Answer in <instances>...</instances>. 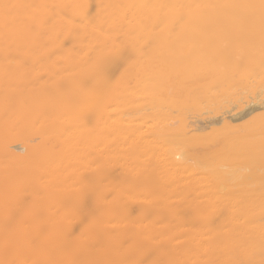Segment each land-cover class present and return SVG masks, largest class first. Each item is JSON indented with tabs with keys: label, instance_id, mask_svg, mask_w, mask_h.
<instances>
[{
	"label": "bare ground",
	"instance_id": "bare-ground-1",
	"mask_svg": "<svg viewBox=\"0 0 264 264\" xmlns=\"http://www.w3.org/2000/svg\"><path fill=\"white\" fill-rule=\"evenodd\" d=\"M0 264H264V0H0Z\"/></svg>",
	"mask_w": 264,
	"mask_h": 264
}]
</instances>
